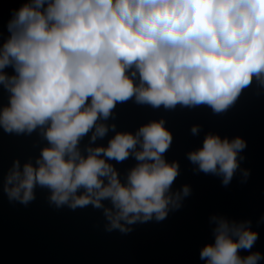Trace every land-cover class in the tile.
<instances>
[{"label": "clouds", "instance_id": "obj_1", "mask_svg": "<svg viewBox=\"0 0 264 264\" xmlns=\"http://www.w3.org/2000/svg\"><path fill=\"white\" fill-rule=\"evenodd\" d=\"M6 30L0 129L37 133L43 146L35 157L15 158L0 188L25 206L39 188L56 209L102 210L107 232L162 221L190 194L188 185L172 190L180 168L165 156L173 142L165 119L118 131L108 123L117 104L207 106L220 115L253 84L264 90V0H23L10 10ZM200 131L190 128L193 136ZM110 132L106 145L96 143ZM245 147L239 136L207 132L186 158L227 186ZM129 159L135 163L122 177L116 164ZM241 171L246 180L249 171ZM209 223L213 239L200 248L203 264L264 261L253 250L259 233L251 220L213 214Z\"/></svg>", "mask_w": 264, "mask_h": 264}, {"label": "water", "instance_id": "obj_2", "mask_svg": "<svg viewBox=\"0 0 264 264\" xmlns=\"http://www.w3.org/2000/svg\"><path fill=\"white\" fill-rule=\"evenodd\" d=\"M23 0H0V33L7 36L6 23L10 10ZM11 72V69H8ZM7 94L0 89V103ZM115 123L118 131H135L150 120L165 119L173 142L165 154L168 161L179 163L180 174L172 190L184 185L190 194L182 206L169 211L162 221L155 219L137 223L127 234L107 232L102 210L91 206L71 210L56 209L47 200L49 193L36 189V199L27 206L10 202L0 188V264H203L200 248L213 239L209 218L213 214L230 219L251 220L259 233L253 250L264 253V90L255 84L245 89L236 104L227 112L216 115L207 106L177 108L165 111L141 106L133 101L117 104ZM193 124L201 126L193 136ZM214 132L222 137L239 136L246 141L240 153L244 159L240 169H247L245 180L238 170L232 181L224 186L221 178L197 172L186 153L202 145L204 135ZM114 133L103 141L107 143ZM88 143L86 137L83 145ZM43 146L37 133L31 136L9 135L0 129V175L15 158L23 162L39 154ZM113 163H115L113 161ZM135 163L129 159L116 164L123 177ZM246 254V253H244ZM264 264V261L261 262Z\"/></svg>", "mask_w": 264, "mask_h": 264}]
</instances>
